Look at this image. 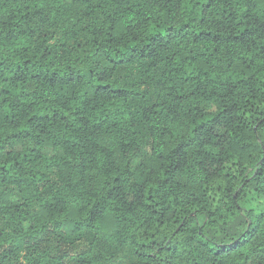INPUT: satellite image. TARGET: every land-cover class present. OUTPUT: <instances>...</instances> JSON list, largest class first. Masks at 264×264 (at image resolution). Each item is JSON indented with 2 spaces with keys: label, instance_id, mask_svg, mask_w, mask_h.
<instances>
[{
  "label": "trees",
  "instance_id": "obj_1",
  "mask_svg": "<svg viewBox=\"0 0 264 264\" xmlns=\"http://www.w3.org/2000/svg\"><path fill=\"white\" fill-rule=\"evenodd\" d=\"M122 258L264 264V0H0V264Z\"/></svg>",
  "mask_w": 264,
  "mask_h": 264
},
{
  "label": "rangeland",
  "instance_id": "obj_2",
  "mask_svg": "<svg viewBox=\"0 0 264 264\" xmlns=\"http://www.w3.org/2000/svg\"><path fill=\"white\" fill-rule=\"evenodd\" d=\"M106 257H107V255H106ZM111 259H109V260H107V261H110ZM106 261V260H105ZM113 263V261H110L108 264H112ZM113 264H126V260H124L123 258L122 259H120L119 261H114V263Z\"/></svg>",
  "mask_w": 264,
  "mask_h": 264
}]
</instances>
